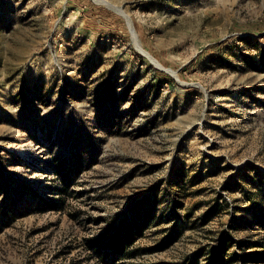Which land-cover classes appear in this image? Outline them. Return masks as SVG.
<instances>
[{
  "label": "rangeland",
  "instance_id": "374dc122",
  "mask_svg": "<svg viewBox=\"0 0 264 264\" xmlns=\"http://www.w3.org/2000/svg\"><path fill=\"white\" fill-rule=\"evenodd\" d=\"M259 254L264 0H0V264Z\"/></svg>",
  "mask_w": 264,
  "mask_h": 264
},
{
  "label": "trees",
  "instance_id": "16d2710c",
  "mask_svg": "<svg viewBox=\"0 0 264 264\" xmlns=\"http://www.w3.org/2000/svg\"><path fill=\"white\" fill-rule=\"evenodd\" d=\"M132 229L134 230L135 233H138V232H140V230H141L140 226H134ZM132 233H133V232H132ZM119 248H120V246H116V247L114 248V256H115V257L118 256ZM255 261H259V262L264 263V254H261V255L259 254V255H257V258H255ZM214 264H216V263L214 262Z\"/></svg>",
  "mask_w": 264,
  "mask_h": 264
}]
</instances>
